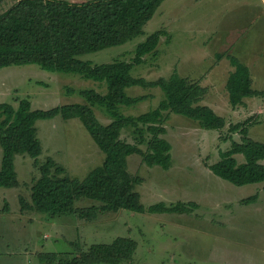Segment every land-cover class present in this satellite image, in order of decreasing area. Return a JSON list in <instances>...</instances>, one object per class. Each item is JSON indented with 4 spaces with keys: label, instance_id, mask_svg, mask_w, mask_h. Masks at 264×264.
<instances>
[{
    "label": "rangeland",
    "instance_id": "1",
    "mask_svg": "<svg viewBox=\"0 0 264 264\" xmlns=\"http://www.w3.org/2000/svg\"><path fill=\"white\" fill-rule=\"evenodd\" d=\"M18 1L0 3V15ZM159 30H165L166 35L157 51L136 65L132 75L156 81L177 72L207 86L209 94L202 104L229 123L250 118L249 137L264 143V0H166L141 35L78 59L94 65L131 61L137 46ZM229 56L250 68L253 88L262 92L237 109L231 106L226 87L234 71ZM89 89L106 94L107 84L78 73L47 71L35 64L0 70V103L15 107L22 99L30 100L34 110L88 104L80 91ZM126 92L130 97L146 96L138 104L122 106L126 116L154 110L165 98L161 88L133 86ZM92 108L102 124L111 122L104 108ZM166 128L165 138L172 145L169 170L147 166L138 154L128 158L130 173L143 179L136 188L141 203L148 208L161 202H195L197 208L186 214L123 209L101 214L91 222L75 214L51 217L21 209L20 197L31 202V188L41 175L36 162L42 165L52 158L68 175L83 180L105 158L80 119L58 116L37 121L41 155L35 159L16 154L20 187H0V264H44L40 253H58L71 259L93 244H110L118 237L132 238L138 245L133 260L120 264H264V184L236 186L207 167L219 162L221 152L231 147L233 140H224L228 126L222 131L205 130L192 119L171 114ZM132 131H124L122 139L134 143ZM232 136L242 140L240 134ZM236 157L240 163L246 161L244 154ZM2 161L0 147V171ZM254 195H258L256 201L246 205L244 200ZM97 204L82 198L75 207Z\"/></svg>",
    "mask_w": 264,
    "mask_h": 264
},
{
    "label": "trees",
    "instance_id": "2",
    "mask_svg": "<svg viewBox=\"0 0 264 264\" xmlns=\"http://www.w3.org/2000/svg\"><path fill=\"white\" fill-rule=\"evenodd\" d=\"M4 0H0L2 3ZM166 0H89L72 3L66 0H19L0 15V70L10 66L35 64L51 72L78 73L86 79L107 84V93L94 89L80 94L88 104H68L49 110L32 108L28 99L0 103V147L3 148L0 187L19 188L15 155L27 154L37 159L42 145L36 136V123L61 116L65 120L80 119L101 151L103 163L83 179L73 178L52 158L39 166L41 175L31 188V202L20 197L21 209L47 213L51 217L75 214L80 219L95 221L99 215L117 213L126 209L139 213H192L195 202L167 205L157 203L146 208L136 190L143 182L128 169V158L140 155L147 166L169 170L172 166V145L165 136L166 123L171 114L196 121L205 130L222 131L228 126L225 142L231 147L221 152V159L207 167L218 177L236 186L264 184V143L249 137L251 119L229 123L208 105L202 104L208 96V87L192 82L175 72L169 78L147 81L134 77L132 70L155 53L166 35L165 30L151 34L139 44L131 61H114L94 65L78 59L79 56L124 45L141 35L146 24ZM234 68L226 87L229 102L234 109L246 104L248 98L260 97L253 88L250 68L237 57L229 56ZM133 86L161 88L165 98L158 108L139 116H126L122 106H133L146 96L130 97L126 90ZM93 106L105 109L111 122L102 124ZM132 128L134 143L122 139ZM233 134H240L241 141ZM143 146L146 149L143 150ZM244 154L240 163L237 155ZM82 198L98 201L97 205L76 208ZM258 198L244 200L246 205ZM137 242L129 237H118L110 244H93L88 250L68 259L58 253H40L44 264H120L131 261Z\"/></svg>",
    "mask_w": 264,
    "mask_h": 264
},
{
    "label": "crops",
    "instance_id": "3",
    "mask_svg": "<svg viewBox=\"0 0 264 264\" xmlns=\"http://www.w3.org/2000/svg\"><path fill=\"white\" fill-rule=\"evenodd\" d=\"M234 69V68H233ZM228 80V79H227ZM207 87V86H206ZM209 94V93H208ZM246 102H247V100H246Z\"/></svg>",
    "mask_w": 264,
    "mask_h": 264
}]
</instances>
